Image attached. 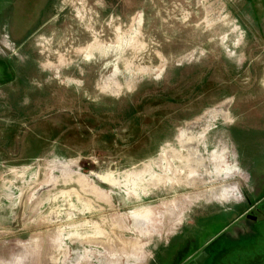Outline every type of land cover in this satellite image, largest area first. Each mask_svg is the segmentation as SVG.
<instances>
[{
    "label": "rangeland",
    "instance_id": "1",
    "mask_svg": "<svg viewBox=\"0 0 264 264\" xmlns=\"http://www.w3.org/2000/svg\"><path fill=\"white\" fill-rule=\"evenodd\" d=\"M250 177L264 0H0V264H179Z\"/></svg>",
    "mask_w": 264,
    "mask_h": 264
},
{
    "label": "flooded vegetation",
    "instance_id": "2",
    "mask_svg": "<svg viewBox=\"0 0 264 264\" xmlns=\"http://www.w3.org/2000/svg\"><path fill=\"white\" fill-rule=\"evenodd\" d=\"M250 180L252 194L244 192L245 210L241 212L239 200L233 209L207 215L203 225L190 231L185 241L188 255L179 264H194L203 253L202 264H264V193L256 190L259 180ZM224 215L229 218L224 220Z\"/></svg>",
    "mask_w": 264,
    "mask_h": 264
},
{
    "label": "bare ground",
    "instance_id": "3",
    "mask_svg": "<svg viewBox=\"0 0 264 264\" xmlns=\"http://www.w3.org/2000/svg\"><path fill=\"white\" fill-rule=\"evenodd\" d=\"M186 148H189L190 150H193L194 151V156L192 159H193V163L196 164L197 167H201L202 164H201V158L196 154L197 152V145H196V142H194V140H190L186 146Z\"/></svg>",
    "mask_w": 264,
    "mask_h": 264
},
{
    "label": "water",
    "instance_id": "4",
    "mask_svg": "<svg viewBox=\"0 0 264 264\" xmlns=\"http://www.w3.org/2000/svg\"><path fill=\"white\" fill-rule=\"evenodd\" d=\"M205 259H206V256L203 253L202 255L196 258L194 264H202Z\"/></svg>",
    "mask_w": 264,
    "mask_h": 264
}]
</instances>
